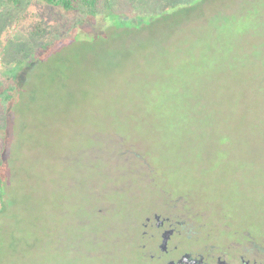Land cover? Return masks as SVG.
Masks as SVG:
<instances>
[{
    "label": "rangeland",
    "instance_id": "1",
    "mask_svg": "<svg viewBox=\"0 0 264 264\" xmlns=\"http://www.w3.org/2000/svg\"><path fill=\"white\" fill-rule=\"evenodd\" d=\"M196 13L147 19L141 35L112 26L97 48L71 43L35 67L33 51L70 41L67 23L37 0H0V66L28 68L5 132L0 264H165L212 248V264H264V0ZM107 18L74 31L94 36ZM168 209L182 233L165 255L144 223Z\"/></svg>",
    "mask_w": 264,
    "mask_h": 264
},
{
    "label": "trees",
    "instance_id": "2",
    "mask_svg": "<svg viewBox=\"0 0 264 264\" xmlns=\"http://www.w3.org/2000/svg\"><path fill=\"white\" fill-rule=\"evenodd\" d=\"M135 1L136 0H37L38 3L47 4L48 6H52L54 9L61 12L67 26L62 29L65 36L61 37L60 40L67 37L70 41L62 45H58L57 41H55L48 50L51 54L46 58L42 57V53L47 52L45 45L42 46L40 50L33 51V62H35V65L33 66L36 67L41 64V62L46 61L47 59L50 60L56 53L55 50H63L71 43L74 44V47L76 46V48H80V50L85 47L91 49H93V47L97 48L100 44V40L103 39L106 32L112 31V26H115L114 31L117 35L121 36L122 32L130 35L144 34V30L146 28L144 27V24H146L145 22L147 19L149 20V23H153L160 18L166 17V20H168L172 16H178L180 13H184L188 17L178 20L176 24H180L181 22L184 23L188 20L190 15H193L194 13L198 17L196 11L198 8H201L202 3L206 0H192L189 3H187L186 0H178L175 5H171L170 8L160 14L152 13L150 16L144 18L142 17L138 20L133 18H122L121 15L127 14L131 9H133ZM3 2L13 5L16 8L23 6L24 4V0H3ZM99 15H108L107 19H109V21L107 26L112 24L109 28L106 26L103 29V32L97 33L94 36H81L79 32L74 31L77 26L81 25L86 19ZM221 18L223 19L224 17L221 16ZM63 59L64 58L62 57V60ZM24 63H26V60H20L17 63V66H15L12 70H10L9 66H5L6 64L0 66V71L4 69L6 72L1 73L2 75H0V216L4 215V212L8 207V202L5 200L7 190L2 157L4 145L6 144L5 132L8 128L9 111H11L12 107H15L17 109L16 111L19 112L18 91L20 92L23 84L20 85L18 83V71L19 69L24 70L26 68V64ZM6 67H8L9 70L5 69ZM27 71L28 68L25 69L24 77L28 74ZM4 239H0V243H2Z\"/></svg>",
    "mask_w": 264,
    "mask_h": 264
},
{
    "label": "flooded vegetation",
    "instance_id": "3",
    "mask_svg": "<svg viewBox=\"0 0 264 264\" xmlns=\"http://www.w3.org/2000/svg\"><path fill=\"white\" fill-rule=\"evenodd\" d=\"M171 207V205H170ZM168 215H167V214ZM171 210H167L164 215L159 212H154L151 216L146 217V222L144 223L145 228H149L152 230L153 234L151 238L155 237V235H161L162 242L159 244V248L162 254L169 255L170 249L168 248L174 236L182 233V229L177 227V223L172 218ZM170 214V215H169ZM179 223V222H178ZM180 224V223H179ZM148 233L147 230L144 231V234ZM165 240V241H164ZM173 248H179L177 244L174 245ZM216 251L215 248L209 250L207 254L199 253L198 256H193L190 253L179 254L177 257H172L165 262V264H212L210 262L211 259L214 258ZM161 261H163V256L160 257ZM218 264H230V262L226 260H221L220 256L218 257ZM242 261L245 264H250L249 261L242 258ZM161 264V262H159Z\"/></svg>",
    "mask_w": 264,
    "mask_h": 264
},
{
    "label": "water",
    "instance_id": "4",
    "mask_svg": "<svg viewBox=\"0 0 264 264\" xmlns=\"http://www.w3.org/2000/svg\"><path fill=\"white\" fill-rule=\"evenodd\" d=\"M165 241V240H164Z\"/></svg>",
    "mask_w": 264,
    "mask_h": 264
}]
</instances>
